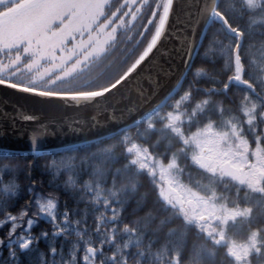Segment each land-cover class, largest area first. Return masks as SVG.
I'll return each mask as SVG.
<instances>
[{
	"label": "snow or ice",
	"instance_id": "snow-or-ice-1",
	"mask_svg": "<svg viewBox=\"0 0 264 264\" xmlns=\"http://www.w3.org/2000/svg\"><path fill=\"white\" fill-rule=\"evenodd\" d=\"M232 7L235 11L236 5ZM246 10L245 0H239L238 17L242 19ZM0 12L4 13L0 87L52 102L58 113V118H42L15 101L0 98V264H117L118 260L127 264L131 244L122 249L125 255L121 258L113 248L116 229L106 237L100 225L105 220L119 223L129 204L135 205L132 211L143 209L145 217L154 219L148 193H140L139 201L133 199L137 184L125 199L94 203V211L103 207L111 213L110 217H94L90 236L98 243L85 244L81 237L69 239L70 233L88 231L80 227L86 225L88 212L69 208V201L61 196L73 190L83 193L72 198L75 205L89 203L84 196L92 195L89 153H84L79 164L75 153L110 137L121 143L130 141L127 129L144 123L170 97L176 98L178 107L193 103L189 119L180 120L191 126L201 103L192 101L195 93L227 94L234 82L242 80L245 87L250 80L264 85V61L250 52L241 55L244 31L229 21L220 0H0ZM213 22L232 39L220 41L210 34ZM260 55L264 57V51ZM218 60L221 71L227 73L223 81L208 67ZM203 81L211 87L202 86ZM167 107L171 115L173 105ZM251 112L241 113L248 117L241 125L225 123L223 131L215 119H206L203 127L215 129L221 145L207 167L232 163L230 142L242 141L246 133L251 134L250 143L257 145L258 153L264 152V112L255 107ZM26 123L31 127L23 128L20 135L31 146L28 156L50 159H21L22 150L10 146L8 130ZM57 134L71 139L59 150H36L43 138ZM151 159L156 160V167L178 164V157ZM134 164L136 157L131 156L123 167ZM144 168L157 202L167 210L172 205L162 182H156L152 167L145 164ZM78 212L83 219H73ZM106 249L112 251L106 253Z\"/></svg>",
	"mask_w": 264,
	"mask_h": 264
},
{
	"label": "trees",
	"instance_id": "trees-1",
	"mask_svg": "<svg viewBox=\"0 0 264 264\" xmlns=\"http://www.w3.org/2000/svg\"><path fill=\"white\" fill-rule=\"evenodd\" d=\"M245 4L248 10L242 13V19L238 17L239 0H220V9L233 25H239L244 31L241 55L250 52L258 61H264L260 55L264 51V0H245ZM232 5H236L235 11ZM208 31L220 41L232 39L216 22ZM245 66H248L246 62ZM208 67L213 75L218 73L219 79L224 80L227 73L221 71L219 60ZM243 79L248 80V77ZM202 86L211 87V84L203 81ZM196 100L201 103L195 108L197 115L192 117L191 126L181 124L180 120L189 119L193 103L178 107L176 98L171 97L144 123L127 129L130 141L121 143L117 137H110L75 153L77 164L84 153H89L88 164L93 174L88 179L92 183V195L84 196L89 203L75 205L72 198L83 193L77 194L73 190L61 196L62 200L69 201V208L86 209L88 212L86 225H80L81 228L87 227L88 231L70 233L69 239L81 237L85 244L98 243L95 237L90 236L96 223L94 217H110L111 213L105 212L103 207L94 211V203L103 205L107 200L125 199L138 184L133 199L139 201L140 193L147 192L154 219L145 217L143 209L132 211L135 205L129 204L119 223L109 224L105 220L100 225L106 237H111V230L116 229L113 248L121 258L125 255L122 249L131 244L126 253L127 264H264V179H261L264 177V152L258 153L257 145L250 143V133H246L242 141H231L232 153L239 154L241 151L244 159L241 157L240 167L228 164L235 176L223 171L224 167L217 170L203 167L199 163V155L208 146L198 145L194 137L202 129L217 132L203 127L209 117L215 119L217 127L223 131L225 123L241 125L248 118L241 115L245 110L252 114L251 110L255 107L257 112H264V107H261L264 104V85H256L254 80L249 81V87L242 82H234L227 94L195 93L192 101ZM205 100L209 103L205 104ZM168 104L173 105L171 115ZM181 139L185 144L180 143ZM106 145L115 146L108 148ZM181 148L183 151H180ZM131 156L136 157V164L125 169L124 162ZM153 156L165 161L178 157V164L171 168L164 165L156 167V160L151 159ZM21 159L40 162L50 157L21 154ZM145 164L153 168L157 183L162 182L163 188L171 186L179 194L181 205L168 201L172 206L164 210V205L157 202L147 181ZM257 165L260 172L254 175L251 169ZM80 178L84 179L83 176ZM105 178L107 183H104ZM114 192L119 195L113 196ZM188 202L196 204V209H192ZM76 218L83 219L79 212L73 219ZM161 220L164 223H160ZM125 231L128 235H121ZM104 242L107 243V239ZM111 251L105 250L106 253Z\"/></svg>",
	"mask_w": 264,
	"mask_h": 264
},
{
	"label": "water",
	"instance_id": "water-1",
	"mask_svg": "<svg viewBox=\"0 0 264 264\" xmlns=\"http://www.w3.org/2000/svg\"><path fill=\"white\" fill-rule=\"evenodd\" d=\"M241 82L243 83V80L236 83H241ZM5 97L10 101H15L26 112L40 113L42 118H47L50 116L58 118L56 106L52 102L39 101L34 99L28 94L20 93L13 89H6L0 87V98H5ZM164 105L165 104L161 106ZM25 127H31V124L30 123L17 124L15 126V130L9 129L7 133L8 138L13 142L10 146L21 149L22 150L21 154H28V150L31 147L27 140V137L24 135H20L21 130ZM69 139H71V137H69L68 135H60V134H57L55 136L45 137L40 142L37 143L36 150L37 151L43 149L59 150L60 146L65 145V142L68 141Z\"/></svg>",
	"mask_w": 264,
	"mask_h": 264
},
{
	"label": "rangeland",
	"instance_id": "rangeland-1",
	"mask_svg": "<svg viewBox=\"0 0 264 264\" xmlns=\"http://www.w3.org/2000/svg\"><path fill=\"white\" fill-rule=\"evenodd\" d=\"M3 16L0 17V31H2V29H3V24H2ZM196 133L197 134H195V136H194L195 137V142L198 145L202 144V147L205 144H207V146H208L199 155V163L203 167L209 168V167L206 166L207 165V161L209 159L214 158V156L216 155V153L219 151V149L221 147V145H220V136L215 131L203 130V129L198 131V132H196ZM229 151L231 152V154L233 156V158H232V156L230 155L229 156V160L232 161V163L235 164L236 166L240 167L239 164H240V160H241V157H242L241 151H239V154L236 153L235 151H233V153H232V147H229ZM242 159H243V157H242ZM221 167H224V166L223 165H220V166L213 165L209 169L216 168V170H217V168H221ZM223 171H225L227 173H230V174H235V173H233L230 170L229 166L224 167ZM259 172H260V167L258 165L251 169V173L254 174V175L258 174ZM235 176H236V174H235ZM239 177H241V176L239 175ZM163 189H164V192L166 194L167 200L169 202L175 203L177 205H181V199L179 197V194L177 192H175V190H173V188L171 186H166ZM188 203L190 204L192 209H196V207H197L196 204H194L193 202H188Z\"/></svg>",
	"mask_w": 264,
	"mask_h": 264
},
{
	"label": "flooded vegetation",
	"instance_id": "flooded-vegetation-1",
	"mask_svg": "<svg viewBox=\"0 0 264 264\" xmlns=\"http://www.w3.org/2000/svg\"><path fill=\"white\" fill-rule=\"evenodd\" d=\"M4 15V13L3 12H0V17H2Z\"/></svg>",
	"mask_w": 264,
	"mask_h": 264
}]
</instances>
